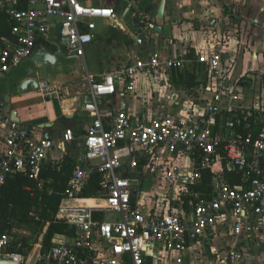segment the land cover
Instances as JSON below:
<instances>
[{
  "label": "built area",
  "instance_id": "1",
  "mask_svg": "<svg viewBox=\"0 0 264 264\" xmlns=\"http://www.w3.org/2000/svg\"><path fill=\"white\" fill-rule=\"evenodd\" d=\"M0 10L12 22L11 35L2 38L0 76L30 57L53 26L67 52L77 57H84L94 41L98 21L127 30L115 9L97 0H0ZM132 29L142 45L145 34L156 31V23L139 17ZM228 59L223 49L196 57L153 50L121 68L98 75L87 72L90 99L83 109L92 120L80 138L66 128L58 142L35 139L28 126L2 114L0 101V125L6 131L0 187L18 172L39 179L48 161L59 163L50 158L56 147L79 151L57 214L75 235L55 239L39 262L190 264L188 256L196 245L209 264H250V257L264 253V102L246 100L249 89L234 77ZM188 72L199 85L187 101L164 100L142 113L122 102L134 93L140 74L174 80V73ZM39 89L46 97L57 95L47 81ZM115 96L120 105L103 110V100ZM96 172L102 177L97 197L105 203L71 202ZM207 173L209 197L195 190ZM236 173L240 181L233 184ZM149 179L164 191L153 196L145 189ZM150 196L152 202L146 200ZM97 211L111 216L97 218ZM220 238L227 244H218ZM13 241L11 233L0 232V261L24 264L27 257L11 250Z\"/></svg>",
  "mask_w": 264,
  "mask_h": 264
},
{
  "label": "crops",
  "instance_id": "2",
  "mask_svg": "<svg viewBox=\"0 0 264 264\" xmlns=\"http://www.w3.org/2000/svg\"><path fill=\"white\" fill-rule=\"evenodd\" d=\"M98 1L112 6L115 9L117 20L121 25L127 26V30L111 27L110 21H101V30L98 29L97 24L94 41L88 45L85 56L78 57L84 61L85 72L79 73L72 67L70 62L75 61L77 56L70 55L67 52L65 45L59 40L58 28L53 26L51 27L49 38L40 40L30 57L25 59L18 68L0 76V101L4 102L2 114L5 116L10 115L14 119L16 117L20 124L28 126L35 139L47 136L58 142L61 140L66 128H72L79 138L84 136L83 134H85L92 120V115L83 109L84 103L90 99L86 80L87 72L98 75L107 70L118 69L123 67L120 62L124 58H127L128 62L126 64H128L133 62L137 56H145L153 50H160L164 54L177 56L193 53L196 57L202 53L223 49L226 55L230 57V50L220 42H222L221 40H226V43L231 44L240 37L239 35H226L223 33V27L226 24L236 23L238 28L236 32H239L240 26L238 22L244 20L243 22L246 21L248 23V27L250 24V27L261 29L264 32V5L258 0H241L248 5H239L236 3L237 0H224L218 3L197 0H166L162 19L158 18L162 0ZM84 2L89 3L91 0H84ZM139 17H145L154 21L156 26H161V30L156 29L154 32L145 34L146 37L142 45L136 43V35L132 29L134 22ZM207 19H209V24L206 21ZM53 20V22H56L55 19ZM198 27L200 28L197 29ZM209 28L210 30H208ZM230 33L234 32L230 31ZM161 37H166L168 40L166 46L161 47L159 45L158 38ZM130 38L133 40L132 43H130ZM154 38L157 39L155 42L153 41ZM241 39H244V37L242 36ZM212 43H219L220 45L218 47L211 46L202 51L193 49L195 44ZM178 44L184 45L182 46L184 49L182 48L178 51L176 47L171 46ZM188 45L193 48L187 47ZM46 54L51 56V61L46 59ZM232 63L234 77L241 79V83L247 86L250 92H253L252 89L255 85L253 78L255 75L251 74L248 78H245V75H239L240 73L236 70L235 58L232 59ZM252 72L255 74V71ZM27 79L35 80L37 86L29 84L22 90L23 82ZM142 79L151 80L169 87L176 86V83L170 78L161 80L154 79L147 74H140L136 88L143 81ZM44 81H47L55 89L57 92L56 96L46 97L42 94L39 87ZM169 94L170 92L165 98L152 103L153 105H151L150 109H148L149 107L136 109L134 106L137 105L134 103L128 105L135 113L147 112L158 107V104L164 100L172 102L177 99ZM132 95L133 93L129 94L128 97L132 98ZM120 100L118 96H115L114 99H104L103 110L108 112L115 106H119ZM5 132V129L0 125V152L2 151ZM75 150L78 152V149L73 147L70 151H67L69 153L67 154L63 148L56 147L52 150L50 158H58L62 161L63 157L69 155L75 160L76 157L72 154V151ZM148 181L157 185L152 179ZM157 186L159 187L158 191L152 190L153 196L164 191L162 187ZM94 199H98V197L79 198L71 202L80 204L81 201ZM148 199L149 202H152L151 196L146 198V200ZM103 216L107 218L111 216V213L103 212ZM219 233H222L220 229ZM61 238L64 237H58L57 239ZM41 240L43 241V238ZM217 243L226 245L227 241L220 238L217 239ZM41 246L42 242L35 245L29 255L26 256L27 260L24 264L39 263L38 259L32 262V258L37 255L36 253L38 255L41 254ZM200 247L201 245H196L191 248L188 256L190 264H193L194 260L200 263L206 262L204 256H202L203 249H200ZM259 257L254 255L250 257L248 262L257 264ZM262 262L264 263V261Z\"/></svg>",
  "mask_w": 264,
  "mask_h": 264
},
{
  "label": "trees",
  "instance_id": "3",
  "mask_svg": "<svg viewBox=\"0 0 264 264\" xmlns=\"http://www.w3.org/2000/svg\"><path fill=\"white\" fill-rule=\"evenodd\" d=\"M12 22L6 11L0 10V47L2 38L11 35ZM193 56V53H188ZM177 85L183 86L195 92L199 85L196 75L188 72L186 76L174 73ZM75 168V160L66 155L58 164L51 160L41 169L39 179L30 177L28 173H14L7 177L0 187V232L11 233L15 225L37 227L43 232L41 253H46L58 237L74 236L75 229L62 219L57 217L63 200L66 198L64 191L67 187ZM240 175L241 171H237ZM239 175L236 173L232 183H238ZM207 173L205 183L195 186V190L202 191L204 196L209 197L211 187ZM101 174L94 173L78 194V198H94L101 192ZM100 199L81 201V205H97ZM97 218L103 217V212H96ZM34 245L25 238L13 241L12 251H17L25 256L33 250ZM38 264H42L39 262Z\"/></svg>",
  "mask_w": 264,
  "mask_h": 264
},
{
  "label": "rangeland",
  "instance_id": "4",
  "mask_svg": "<svg viewBox=\"0 0 264 264\" xmlns=\"http://www.w3.org/2000/svg\"><path fill=\"white\" fill-rule=\"evenodd\" d=\"M236 3L239 5L246 4V2L241 0H237ZM206 21L209 24V19H207ZM243 21H239L240 23L237 21L240 26L239 32H236V30L238 29L236 23H230V24L228 23L223 27V33H225L226 35L227 34L239 35L240 37L239 39H237L234 43L231 44L226 43V40H221L222 42L220 43L223 46L226 45L227 48L230 50V57L228 56L229 63H232V59L235 58L236 70L238 73H240L239 75H245V78H248L249 76H251V74L255 75L253 78L255 82L254 83L255 85L253 86L252 89L253 92L249 91L248 95L246 94L247 97L246 100L250 101L252 98H257L258 102L261 103L264 102V32L261 29L250 27V24L248 27V23L246 21L245 22ZM101 28H102L101 21H98V29L101 30ZM199 28L200 27H198L197 29ZM208 30H210V28ZM230 31L234 33H230ZM242 36L244 37V39H241ZM129 40L130 43L133 42L131 38ZM156 40L157 39L155 38L153 39L154 42ZM158 43L161 47L166 46L168 40L166 39V37H161L158 38ZM219 45H220L219 43L202 44V45L195 44L193 46L194 48L191 45H188L187 47L193 48L196 51L197 50L202 51L208 47L211 46L218 47ZM171 46L176 47L179 51L183 48L182 46L184 45L178 44ZM127 62H128L127 58H124L120 62V65L124 66ZM70 64L79 73L85 72L83 59L76 57L75 61H71ZM252 71H255V74ZM169 92H170L169 95H171L172 97L177 99L182 98L183 101L184 100L187 101L192 97H194L193 90H189L183 86L177 85L175 87H169L167 85H160L157 82L155 83L152 82L151 80L144 79L135 89L132 98L125 97L124 99H122V102H125L126 104L134 103L137 105L134 106L136 109H139L140 107H144V108L149 107L148 109H150L151 105H153L152 103H154L159 99L165 98ZM75 151H72V154L74 157H77L79 151L78 152L77 150ZM145 189L152 192V190L158 191L159 187L157 185L152 184L151 181H148L145 184ZM220 227H221L220 230L223 233L224 227L223 226ZM11 234L13 235L15 241L25 238L30 244H33L34 247L37 243H41L42 242L41 239L43 238V232H41V230L38 229L37 227H27L22 225H15ZM36 254H37L36 256H33L32 262L37 261L39 255L38 253ZM259 256L260 257L257 260V264H264L262 262L264 261V253H261ZM193 264H209V263L208 262L200 263L199 261L194 260Z\"/></svg>",
  "mask_w": 264,
  "mask_h": 264
},
{
  "label": "water",
  "instance_id": "5",
  "mask_svg": "<svg viewBox=\"0 0 264 264\" xmlns=\"http://www.w3.org/2000/svg\"><path fill=\"white\" fill-rule=\"evenodd\" d=\"M166 4V0H162V4L160 6V10H159V13H158V18L162 19L164 17V6ZM156 29L157 30H161V26L157 25L156 26ZM46 59H48L49 61H51V56L49 54H46L45 55ZM29 84H32L33 86H37V82L33 79H27L23 82V85H22V90H24L26 88L27 85ZM16 119V117H15ZM44 138H48L47 136H45ZM0 264H16L14 262H7V261H0Z\"/></svg>",
  "mask_w": 264,
  "mask_h": 264
},
{
  "label": "bare ground",
  "instance_id": "6",
  "mask_svg": "<svg viewBox=\"0 0 264 264\" xmlns=\"http://www.w3.org/2000/svg\"><path fill=\"white\" fill-rule=\"evenodd\" d=\"M105 202L103 200H101V202L99 204H104Z\"/></svg>",
  "mask_w": 264,
  "mask_h": 264
}]
</instances>
